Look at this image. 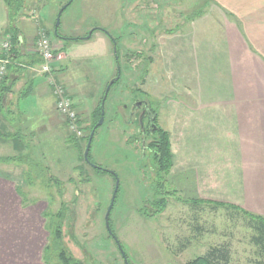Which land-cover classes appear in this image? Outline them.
I'll use <instances>...</instances> for the list:
<instances>
[{
  "label": "rangeland",
  "instance_id": "obj_1",
  "mask_svg": "<svg viewBox=\"0 0 264 264\" xmlns=\"http://www.w3.org/2000/svg\"><path fill=\"white\" fill-rule=\"evenodd\" d=\"M68 2L0 0V58L51 42V68L42 60L37 72L54 88L59 120L31 141L23 163L0 164L13 170L0 179L19 186L0 194V264H126L118 244L131 264H189L214 248L229 254L220 264H260L250 225L251 216L264 217V65L243 19L223 0H73L59 33L85 39L93 30L94 45L83 47L55 35ZM115 47L121 77L89 164L96 110L117 75ZM64 72L71 85L57 78ZM62 97L73 100L75 128L57 108ZM136 100L149 103L168 135V170L159 162L160 131L140 132ZM117 180L114 239L106 215Z\"/></svg>",
  "mask_w": 264,
  "mask_h": 264
},
{
  "label": "crops",
  "instance_id": "obj_2",
  "mask_svg": "<svg viewBox=\"0 0 264 264\" xmlns=\"http://www.w3.org/2000/svg\"><path fill=\"white\" fill-rule=\"evenodd\" d=\"M223 1L228 2L227 5L231 8V11L235 12L236 17L243 19L245 32L247 35L249 34L250 41L257 52L260 50V62L261 65H264V0ZM86 41L90 42L84 43ZM78 42V44H84L83 47L94 45L93 40L89 39ZM22 43L23 40L20 41V44ZM17 47H20L19 44ZM54 47L59 49L57 45ZM55 48L54 50H56ZM19 51L16 49L12 51L8 74L0 86V158L15 159L0 163L7 168L14 162H20L21 159L23 161L24 156H28L30 152H33L35 148L31 145V141L36 144L35 139L38 136H44L45 126L55 128L59 122L57 114L53 110L55 109L54 102L56 98L54 88L48 83L47 75L37 72L42 65L40 54L31 51V49L23 50L21 53ZM57 53L61 55V59L72 58L73 56L69 52L60 53L57 51ZM96 56L85 55L81 58L86 59L89 57L90 60L92 58L94 61L102 58V55H98V58ZM232 56L231 53L230 57ZM95 62H98V60ZM58 76L57 78L65 84L69 80L68 83L71 85V75L64 72ZM91 95V99L96 100L98 97L97 89H94ZM34 143L33 145H35ZM11 171L13 170H0V177L2 178L4 174L7 175L6 178L9 177L7 172ZM15 189H19V186H12L4 179H0V194L15 193Z\"/></svg>",
  "mask_w": 264,
  "mask_h": 264
},
{
  "label": "trees",
  "instance_id": "obj_3",
  "mask_svg": "<svg viewBox=\"0 0 264 264\" xmlns=\"http://www.w3.org/2000/svg\"><path fill=\"white\" fill-rule=\"evenodd\" d=\"M70 4H71V2H68V5H67L66 9L70 6ZM94 31H96V29ZM55 35L58 38L66 39V40H68V39L69 40H77V41H79V40H85L84 38H81V37H75V38L62 37L60 35V33H59V29L57 30V33L55 32ZM108 35L114 41V43H116V41L113 39V37H111L110 34H108ZM14 40L16 41L15 33L13 34V41ZM116 55L119 56V53L117 52ZM118 81H116L113 85H115ZM113 85H112V87H113ZM103 97H104V94L102 96V99H103ZM101 102H102V100H101ZM101 110H102V107L100 105V107H98V109L96 110V116H97L96 119L97 120H96L94 126L92 127V130L94 129L95 125L97 124V121L100 119ZM160 135L161 136L159 138L160 139V144H159L158 152H159V155L161 153V157L159 158V162H160L162 168H165V170H168L170 168V166H171L170 143H169V139H168L167 133L166 132H163L162 129L160 130ZM89 157H91V154H89ZM26 158H27V156H24L23 157V159H26ZM10 160H15V159H13V158L12 159H10V158H0V163L1 162H4V161L5 162H8ZM21 160H20V162L23 163L24 160L23 161H21ZM97 169L98 170H102L104 172H108V171H105V170H103L101 168H97ZM155 205L158 208L157 211H159V212L163 211L164 208H165V201H164V199H162L161 201H158ZM251 218H252V221H251L250 227L255 232V235L253 236V240L259 246L260 252H261V256L264 257V217H261V216H251ZM112 232H113V230H112ZM59 234H60V232H57V235H59ZM113 234H114V232H113ZM67 260H69L68 257H67ZM67 260H65V262H68ZM228 260H229V254H228L227 251H223V250L214 248V249H211L208 252L207 255L197 257L194 260H192L189 264H220L222 261L228 262ZM128 263L131 264L129 262V260H128ZM260 264H264V261H261Z\"/></svg>",
  "mask_w": 264,
  "mask_h": 264
},
{
  "label": "built area",
  "instance_id": "obj_4",
  "mask_svg": "<svg viewBox=\"0 0 264 264\" xmlns=\"http://www.w3.org/2000/svg\"><path fill=\"white\" fill-rule=\"evenodd\" d=\"M3 47L7 50H10L11 48V40L7 39L5 41V44ZM38 52L42 58L43 62V68L45 71H49L51 68V60L54 58V52L51 45L50 40L47 37L41 38L38 41L37 44ZM11 63L10 59L8 57L6 58H0V86L2 84L3 79L7 75L8 72V66ZM61 91V90H60ZM62 93V91H61ZM61 93L59 92L60 96ZM57 108L58 110L68 117V119L72 122L73 128H75L76 118H77V112L74 107L73 100L69 97H62L59 98L57 101Z\"/></svg>",
  "mask_w": 264,
  "mask_h": 264
},
{
  "label": "water",
  "instance_id": "obj_5",
  "mask_svg": "<svg viewBox=\"0 0 264 264\" xmlns=\"http://www.w3.org/2000/svg\"><path fill=\"white\" fill-rule=\"evenodd\" d=\"M72 1H73V0H70V2H72ZM67 5H68V3L65 4V5L63 6V8H62V9L59 11V13H58L57 20H56V24H55V32H56V33H57V30H58V29L60 28V26H61V16H62L64 10L66 9ZM92 33H93V30L89 33V35H87V37H85V39H87V40L90 39L91 36H92ZM115 53H117V49H116V47H115ZM116 58H117V61H118L119 56H116ZM118 68H119V74H118V76L115 77V78H113V79L109 82V84L107 85V87H106V90H105V93H104V97H103L102 102H101L102 110H101V116H100V119L98 120L97 124L95 125L94 129L92 130V132H91V134H90V137H89V140H88V143H87V146H86V150H85V152H84V159H85V161H86L87 163H89V164H92L91 161H90V158H89V154H90L91 146H92L93 139H94V136H95V132H96V130H97L99 127H101V126L104 124V121H105V104H106V101H107V99H108L109 92H110V90H111V88H112V85H113L117 80H119L120 77H121V73H120L121 68H120V65H119V61H118ZM92 166L95 167V168H101V167L98 166V165H92ZM101 169H103V168H101ZM103 170H104V169H103ZM105 171H107V170H105ZM108 172H109V171H108ZM118 188H119V182H118V180H117V182H116V186H115V189H114V193H113L112 203H111V205H110V207H109V209H108L107 215H106V224H107V228H108V231H109L110 235H111L112 237H114V239H116V238H115V235L113 234V232H112V230H111V227H110V213H111L112 208H113V204H114V201H115V198H116L117 192H118ZM72 209H73V208H72ZM72 211H73V210H72ZM73 213H74V212H73ZM118 243H119V242H118ZM118 246H119V249H120V251H121V254H122L123 258L125 259L126 264H129V263H128V259H127V256H126L125 251L123 250V248L121 247L120 244H118Z\"/></svg>",
  "mask_w": 264,
  "mask_h": 264
},
{
  "label": "flooded vegetation",
  "instance_id": "obj_6",
  "mask_svg": "<svg viewBox=\"0 0 264 264\" xmlns=\"http://www.w3.org/2000/svg\"><path fill=\"white\" fill-rule=\"evenodd\" d=\"M120 73H121V70H120ZM118 74H119V68L117 69L116 77L118 76ZM133 103H134L135 109L137 111L141 112L139 114V129H140V132L143 135H147V134L153 135V134L159 133L161 128L158 125V123H156V116L153 113L149 103H147L146 101H141V100L140 101L136 100ZM131 113L134 115L136 112L133 110V111H131ZM145 142L146 141H144L143 145H145ZM109 173H111V172H109ZM124 261H125V259H124Z\"/></svg>",
  "mask_w": 264,
  "mask_h": 264
}]
</instances>
